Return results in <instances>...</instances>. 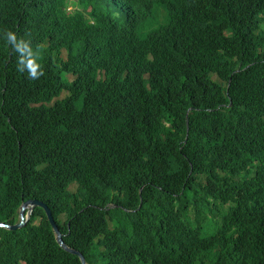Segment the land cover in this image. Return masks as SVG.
I'll return each instance as SVG.
<instances>
[{"label": "trees", "instance_id": "obj_1", "mask_svg": "<svg viewBox=\"0 0 264 264\" xmlns=\"http://www.w3.org/2000/svg\"><path fill=\"white\" fill-rule=\"evenodd\" d=\"M26 201L87 264H264V0H0V223ZM46 217L0 264H81Z\"/></svg>", "mask_w": 264, "mask_h": 264}, {"label": "water", "instance_id": "obj_2", "mask_svg": "<svg viewBox=\"0 0 264 264\" xmlns=\"http://www.w3.org/2000/svg\"><path fill=\"white\" fill-rule=\"evenodd\" d=\"M36 208H42L45 211L46 216H47L46 217L47 221L50 224L51 229H53V232L55 234V237H56V240H57V243L59 244V246L62 249H64L66 252L77 256L80 259L81 264H87V261L81 252H79L75 249H72L71 247H69L65 243L64 235L60 231V228H59L56 220L53 219V216L51 214L50 209L47 207L46 204H43L42 202H38V201H26V202H24L21 206V209H20V216H19L20 222L16 225H13V226L4 225V224L0 223V228L8 229L10 231H15V230L23 228L27 224V222L30 220V218H31V216H32V214Z\"/></svg>", "mask_w": 264, "mask_h": 264}, {"label": "clouds", "instance_id": "obj_3", "mask_svg": "<svg viewBox=\"0 0 264 264\" xmlns=\"http://www.w3.org/2000/svg\"><path fill=\"white\" fill-rule=\"evenodd\" d=\"M119 1H120V0H119ZM87 8H88L89 10L91 9V5H90V3H87ZM75 9H79V7L76 6V5H72V4H70V5L68 6V10H69V11H72V10H75ZM157 18H158V17H157ZM158 20H159L160 24H161L162 26H164V28H167V25H166V23L164 22V20H163L162 18H158ZM171 30H172V29H171ZM8 37H9V38H8V45H6V47H8L9 51H10V48H11L14 44H19V45L25 50L24 46L22 45V39H23V38L19 37V36L16 35V34H11V33H8ZM29 74H30V76H32L33 78H35V77L38 75V73H37L34 69L30 70Z\"/></svg>", "mask_w": 264, "mask_h": 264}, {"label": "rangeland", "instance_id": "obj_4", "mask_svg": "<svg viewBox=\"0 0 264 264\" xmlns=\"http://www.w3.org/2000/svg\"><path fill=\"white\" fill-rule=\"evenodd\" d=\"M71 190H72V191H75V190H76V186H75V185L72 186V187H71Z\"/></svg>", "mask_w": 264, "mask_h": 264}, {"label": "bare ground", "instance_id": "obj_5", "mask_svg": "<svg viewBox=\"0 0 264 264\" xmlns=\"http://www.w3.org/2000/svg\"><path fill=\"white\" fill-rule=\"evenodd\" d=\"M117 2L119 1V0H116ZM124 1H126V0H124ZM122 7V6H121ZM128 7V6H127Z\"/></svg>", "mask_w": 264, "mask_h": 264}]
</instances>
